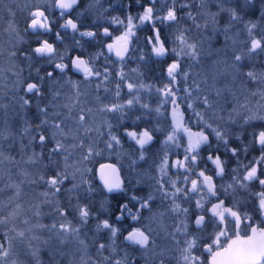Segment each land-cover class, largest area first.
I'll list each match as a JSON object with an SVG mask.
<instances>
[{
	"label": "snow or ice",
	"instance_id": "6c2138e0",
	"mask_svg": "<svg viewBox=\"0 0 264 264\" xmlns=\"http://www.w3.org/2000/svg\"><path fill=\"white\" fill-rule=\"evenodd\" d=\"M198 10L195 14L191 11L192 0H162V7L157 8V0H148V3H143V0H135V3L142 7V11L135 16L129 12L125 19L120 17H112L110 23L119 24L124 27L122 35L115 37L113 43H108L106 49L109 53L114 52L119 61L123 62L125 55L129 51L130 37L135 35L134 29L141 27L145 24H150L153 34L147 37V42L151 47V53L157 58H164L169 55L175 57L166 68L167 83L161 87L153 85H145L139 82H131L130 78L126 76L123 67L118 70V78L125 83L126 88L132 98L127 99L125 103H109L104 104L100 109L108 113L116 114L114 118L117 123L123 121L128 112L132 111L136 105L144 109H149L147 103L140 104V96L138 95L139 89H147L149 92L154 91L163 98L162 104L171 105V124L170 130L166 133L165 139L162 141L163 155L159 158L157 167V176L154 177L156 183L153 192H150L145 197L131 196L129 199L136 202V210L133 211L128 203H123L119 207V214L116 216L117 221H121L127 215L132 221H140L143 219L142 212L147 210L151 216L150 220H154L157 216H163L164 213H154L151 204L159 196L162 200L168 201V211L173 213L176 217L174 229L169 236L174 245L177 246L181 253V258L184 264H201V257L196 254L200 241L206 238V219L208 224L214 226V231L207 235L211 243L203 245L205 251L210 256V264H264V226L256 224L252 221L251 216L247 213L239 211V201L233 203L231 206H226L224 199L229 195L235 198L237 190H247L252 182H256L261 186L260 191L250 193L258 201L257 211L260 213L262 223H264V129L254 130L250 133L251 143L258 146L261 155L255 160L250 161L248 164L240 165V167L233 169L231 183L221 184L218 188L212 175H207L206 170L199 167V161L202 159L200 150L202 147L212 149L213 139L216 141L215 154L210 151L207 160L214 165L216 177H223L225 173V161L221 159L218 154L222 146L225 151L230 152L233 156H237L238 152L247 154L248 145H244L241 149L230 147L229 138L232 134V126L243 128L250 125L255 121H264V113L253 112L248 110L244 115L242 123L237 122L236 116L240 113L236 107L231 111H226L224 104L227 102L223 94L228 92L235 98V92L227 84L224 88H218L217 82L221 77H231V82H234L238 75H240V66L244 60L254 56L264 54V24L258 25L251 20L245 22L243 15L238 11L237 7L233 4V0H196ZM46 3H51L53 8L59 10V17L62 23L59 28L62 30H71L72 33L78 34L80 37H95L96 32L91 30H81L83 23L82 17L85 15H102L96 7L100 0H91V2L84 8L79 7L81 0H46ZM217 6L216 12L208 10L210 4ZM255 4V0H240V8H248ZM131 7V0L127 5ZM187 8L189 11L186 13L187 17L193 21V25L200 32H211L213 36L220 33L224 38V46L217 49V53H223L222 56H217L211 65V72H193L190 71L193 65L199 66L202 55L205 54L203 45L209 42L212 36H198L192 39L189 35L190 29L179 26L180 17L177 15L178 9ZM75 11V19L72 14ZM221 13H226L228 16L227 22L221 26L219 17ZM51 13L46 9L37 6L34 10L29 12V23L26 31H31L33 34L42 35L52 31L53 20L49 19ZM200 17L203 23L197 20ZM261 20H264V7L261 8ZM160 25L169 24V26H177L178 30L172 34L171 40L166 46V39L162 38ZM237 24H243V30L247 39L242 43L247 45L246 48L237 49V38L240 35L239 31L233 32ZM261 29V34L257 36L254 30ZM104 36H111L112 33L109 28L102 29ZM57 40H62L60 32L55 33ZM79 43L78 41L76 42ZM229 44H231V55L229 57ZM32 52L39 57H46L48 60L55 62L59 59L61 62L54 63L55 69L61 74H66L69 64L63 63L64 56L57 52L54 45L49 43L46 39H38V44L32 49ZM103 55V53H100ZM211 56L213 53L209 49L206 53ZM16 55V53H12ZM27 59L28 54L22 53ZM143 60L144 57L140 56ZM190 60L191 64H185L182 68L184 60ZM95 57L85 59L76 56L70 60L72 68L78 73H82L85 81L91 78H99L101 84L106 82L111 75L108 67L97 69L94 67L93 61ZM133 72L136 70L133 69ZM39 72V70H37ZM243 75L256 79L252 71L243 73ZM46 76L49 80L53 78V72H47ZM191 77V80H190ZM45 79L43 76H38L37 82H28L24 85L25 94L31 93L37 101L42 100L44 92L42 90V81ZM97 84V88L101 86ZM183 85V86H182ZM203 85V87H202ZM75 89V94L79 96V89L76 84L72 85ZM121 85L116 83L115 96L119 97ZM107 91V89H105ZM60 92L53 91L51 99L47 104L37 103V111L43 117L40 126L46 127L51 131L50 136L38 132V143L43 146L46 141L54 140V146L49 150L52 154H60L67 158V148L58 137L64 136V127L67 126V119L62 114L56 111L58 107L57 101L60 99ZM215 96L216 99L210 97ZM21 106L29 105L31 100L26 99L24 96L20 97ZM181 105L191 110L196 118L198 124L203 127L199 131H192L187 126L184 119V111L181 110ZM196 105L203 108V111L198 110ZM162 106V105H161ZM3 107V105H0ZM69 108V105H63ZM241 108H247L246 105H240ZM52 109L49 115V109ZM127 110V111H126ZM155 111L159 114L160 107ZM226 115H222L225 113ZM207 116V119L205 118ZM141 117L137 116L136 120ZM85 120V114L81 112L78 115V122L82 123ZM3 124H7L4 121ZM112 125L108 124L109 141L106 143L107 148H112L113 144H120V139L117 135L113 134ZM27 131V128L25 129ZM86 132L89 129L85 130ZM162 131L160 127L144 128L141 131L124 130V134L129 137L138 146L139 159L145 158L147 147L152 144L155 137L154 132ZM181 133L186 135L187 143L183 146L182 156L176 154L175 159L169 165L170 154H174V150L181 148L180 140ZM211 137V138H210ZM8 138L3 127H0V141ZM235 139H242V132L234 134ZM35 139V137H33ZM31 143V141H30ZM11 147V145H9ZM81 140L74 147H83ZM92 147L87 148V153L84 159H87L92 154ZM14 160V157H5L3 145L0 144V163L3 159ZM40 159V154L33 152L29 157L30 163H36ZM135 163V161H133ZM174 169L173 175L175 179L169 174V170ZM103 168L111 170L110 174L102 175L104 187L108 193L125 192L123 181L119 178V170L113 165H104ZM83 175V173H82ZM68 174L66 171H57L55 175L40 176V180L49 186L54 192L61 191V186L67 180ZM3 177L0 175V180ZM81 183H84L81 180ZM8 187H17L9 185ZM76 185L68 189L69 193V207H57L56 212L61 218L58 225L53 224L52 228L58 231V234L67 239L71 236L79 240L81 244L84 240L81 239V229L88 224L90 218L94 217L88 205H81L71 203L72 193L76 190ZM4 191L0 187V193ZM215 201V202H212ZM206 207V205H209ZM3 202L0 201V212H2ZM185 205H193L190 213V208ZM18 207V206H17ZM75 212V222L69 219V211ZM7 217L0 218V225L5 224ZM231 222L232 229L231 235L229 234L228 224ZM192 225L194 231H189V225ZM245 227L242 229L241 225ZM107 230L109 234V244L98 243L97 254L99 261H93V264H130L127 255L121 259L112 260L111 257L103 255L106 248L111 249L113 253L116 252V237L120 232L115 224L111 223L109 219H97L94 226V232L100 233ZM243 232V234H242ZM23 236V233H20ZM85 236L87 233L84 234ZM153 230L149 226L134 227L128 231L124 236V241L129 245L139 246L145 252L149 250ZM221 238H225V242L221 243ZM95 242V241H94ZM8 251L0 244V255L3 257L8 256ZM162 253H154L158 259V264H164Z\"/></svg>",
	"mask_w": 264,
	"mask_h": 264
},
{
	"label": "trees",
	"instance_id": "16d2710c",
	"mask_svg": "<svg viewBox=\"0 0 264 264\" xmlns=\"http://www.w3.org/2000/svg\"><path fill=\"white\" fill-rule=\"evenodd\" d=\"M87 2H90V0H81L79 7L81 9L84 8ZM129 2L130 0H100L98 7L102 15H99L97 17V21L94 23L82 24L81 30L94 31L96 32L97 37L102 35L101 31L104 27H107L112 31V36L120 33L121 26L110 23L112 17L118 16L125 19L129 12L135 16L137 13L142 11V7L138 6L135 3V0H131V7L128 8L127 5ZM143 3H148V0H143ZM233 4L237 7L238 11L242 13L245 22L251 20L256 22L258 25L264 24V20L260 19L261 8L264 7V0H255L254 5L244 9L240 8V0H233ZM156 7H162V0H157ZM23 8L27 9L26 7ZM197 10L198 4L196 0H192L191 11L195 14ZM208 10L216 12L217 6L214 3L210 4L208 6ZM188 11L189 9L187 8L177 10V15L180 17L179 26L190 29L191 31L189 35L192 39H195L198 36H212L210 43L205 42L203 45L205 54L202 55L199 66L193 65L190 71L211 72L213 60H215L217 56L223 55V53H217L216 51L224 46L223 35L216 33L213 36L211 32H200L194 27L193 21L187 17L186 13ZM29 12V10L22 12L24 14V19L21 23V29L22 31L24 30L23 34L25 41L22 40L19 44L14 46L12 51H10V55L12 56L14 63V67L12 69L13 73L9 77V82H0V105H3V107H0V127H3L8 135V138L0 141V144L3 145L5 157H14V160L5 158L2 163H0V175L3 177V179L0 180V187L4 188V191L0 193V201L3 202L0 218L4 217V213L6 212H10L15 209L18 211L20 208L19 205H22V207H26V218H30L32 221L40 223V226H44L43 224H47L49 220H53V222H55L58 219L56 208L58 206L63 208L69 207V193L67 190L76 185V190L72 193L71 203L73 205H88L94 214V217L90 218L88 224L81 229V239L84 240L83 244L71 236L65 239L58 234V231L53 229L56 233V238L55 236L54 238H51L46 245H48V248L56 251L55 254L53 253L54 256H61V260H68V253L75 252L74 250H70V248L57 247L56 244L58 243V239L63 238L60 239L63 243L77 244L80 247L79 251L82 252V256L78 255L79 260L74 259L71 264H93V261H99L97 244L105 243L107 245L111 241L109 240V234L107 231L95 233L92 226L96 224L97 219H109L111 223L120 228V232L116 237V252L113 253L111 249L106 248L103 255L109 256L112 260H115L121 259L126 255V253H129L127 257L130 264H141L142 259L155 258L153 256L138 257L134 251L122 249L123 224H121V221L116 220V216L119 214V207L122 204L119 197L120 195L113 197L108 196L104 192L102 185L99 183L97 176V166L104 163L107 159L105 156H99L96 152L91 154L95 157L93 161L84 159V156L87 153V148L93 144L90 134L85 133L86 129L90 130L92 127V121L89 117L90 115L88 114V111L89 109L94 110L92 107H94L95 102L94 99L93 102H90L87 98L88 96H93L88 93L89 90H85V92H87V98L78 99L74 93H70V91H72L70 85L68 90H64L68 84L72 85L71 81L68 80L67 83L65 79L61 77L62 74H59L57 69H55L54 63H51L46 57H39L32 52V49L38 44V39H46L54 45L55 49L58 48L57 52L63 54V61L68 63L69 68H71L72 66L70 64V60L72 58L80 56L86 59L93 56V51L95 49L91 44L92 40L87 37H78V34H74L69 30L59 29V25L62 22L59 14L56 12H53L49 17L50 20L54 21L52 24V31L50 33L39 35L38 37V35L33 34L31 31H26L27 23L29 21ZM10 17L11 16L8 18ZM2 18L3 14H0V29L2 26ZM197 20L203 23V20L200 17H197ZM227 20V14L221 13L219 17L220 25L223 26ZM157 27L161 28L162 38L166 39V46H168L172 34L178 30V27L169 26L167 23L164 25L157 23ZM57 31L60 32V35L63 38L62 40H57L55 35ZM235 31H239L240 33L237 38V49L246 48L247 45L242 43L247 39L243 30V24H237L233 29V32ZM254 31L257 36L261 34L260 28ZM152 34L153 31L150 24H145L136 28L135 35L132 36L133 39L130 43V50L131 52L142 53V56L144 57L142 63H136L135 66H141L144 69V76L146 78V82L144 81L145 84H154L157 87H161L163 84L168 82L166 77V68L175 57L169 55L164 58H153L150 53L151 47L146 39ZM75 41H80L81 44L77 46ZM0 45L3 46L2 42H0ZM100 49L104 51V48ZM209 49L213 53L211 56L206 54ZM12 53H16V55H12ZM22 53H27L28 58L26 59ZM230 55L231 44H229V57ZM130 56V59L134 58L141 61V55L139 54ZM57 62L58 61H56V63ZM191 63L192 62L190 60L185 59L182 63V68L185 64ZM37 70H39V72H37ZM248 71H252L257 78L252 79L243 75V73ZM47 72H53V78L51 80L47 78ZM68 73L71 77H75L74 72L68 71L67 74ZM153 75L156 76V78ZM38 76L45 77L42 81V90L44 92L43 99L37 101V98L33 94H26L27 98L31 100L32 103L22 107L20 97L24 96V85L28 82H37ZM226 84L232 88L233 92H235V98H233L228 92H225L223 96L227 102L224 104V108L226 111H231L233 107L237 108L240 113L239 116L235 117L238 124L242 123L243 117L248 110L264 113V54L244 60L240 66V75L237 76L234 82H231L230 76L221 77L216 86L218 88H224ZM80 87H82V85H80ZM59 90L64 91L65 94L60 93V99L56 102L58 105L56 111L60 112L62 116L67 119V126L64 127L65 135L58 137V139L62 140L68 153H71V155H68L67 158L60 154L50 153L49 150L54 146V140L46 141L43 146L38 143V132H42L44 135L50 136L51 131L43 126L38 127L43 117L37 111V103L42 105L47 104L51 99V93ZM119 97L122 98L121 96ZM155 98L156 96L152 98L153 102ZM210 98L216 99L214 95ZM77 100L79 102L78 105L75 106L69 104L70 102ZM87 100L89 107L85 104ZM109 102H112V100ZM63 105H69L70 107L65 108ZM240 105H246L247 108H241L239 107ZM154 106V103L150 104L149 109H145L139 113L132 110V113H129L127 118L120 123L114 121V124H112V131L119 132L118 137L122 143L127 142V136L124 134L125 129L136 130L139 132L144 128L151 129L157 126L164 132H154L153 135L155 139L149 146L155 147L161 139L164 140V135L168 131V125L170 123L168 120V106L165 108L163 105L161 107V114L159 115L154 112ZM136 107L138 106H135L134 108ZM196 107L198 110L203 111V108L199 105H196ZM181 110L185 113L184 119L187 126L193 131L199 129L200 124H196V122H194L195 116L192 111L187 109L184 105H181ZM80 111L85 114V120L82 123L78 122V115L81 113ZM51 112L52 109L50 108L49 115H51ZM222 115H226V112L222 113ZM137 116L141 117V119L136 120ZM205 118H207V116ZM4 121H7L6 125L3 124ZM164 127L167 128L166 131ZM202 127L203 125H201V128ZM26 128L27 131H25ZM260 129H264V121H255L243 128L232 126L233 135H230L229 138L230 147L241 149L244 145H248V152L247 154L238 152L237 156H233L230 152L225 151L222 146L220 147L218 154L221 156V159L226 162L225 173L227 177L232 178L233 169L240 167V165L248 164L250 161L255 160L261 155L260 148L251 143L250 136V133L254 130ZM237 132H242V139L234 138V134ZM33 137H35V139H33ZM81 140L83 141L84 146L74 148V145H77ZM212 143V149L205 148L207 154H209L210 151L215 154L216 141L213 139ZM9 145H11V147ZM127 145L130 144L127 143ZM21 150H23L24 154L25 152L28 154L27 160L20 156ZM33 152L40 154V159L36 163L29 162V157L32 156ZM23 159L27 163L24 165L21 164V166L18 165V162ZM57 171H66L69 178L64 181V184L61 186V191L54 193L47 184L40 180V176L43 175L47 178L48 176L55 175ZM23 179H26V182H21ZM81 180H83L84 183H81ZM9 185L18 186V188L8 187ZM150 188H152V191L150 192H153L154 186H152V184L147 186L143 183L144 192L142 197H145L150 193L148 191ZM260 190H262L261 186L256 182H252L247 190H237L236 196L239 201L240 209H251L254 204V195H251L250 193H256ZM229 197H231V195H229ZM154 201L151 206L154 205ZM145 211H143V213ZM69 214H75V212L70 210ZM6 223L7 222H5V224ZM3 231L4 228L0 225V241L2 242L5 241ZM45 231L47 230L45 229ZM85 233H87L86 236L84 235ZM151 238H153V236ZM45 246L41 252H39L41 260L46 259L45 252L47 249ZM131 254L135 259L134 262L130 256ZM25 259L27 260V258Z\"/></svg>",
	"mask_w": 264,
	"mask_h": 264
},
{
	"label": "rangeland",
	"instance_id": "374dc122",
	"mask_svg": "<svg viewBox=\"0 0 264 264\" xmlns=\"http://www.w3.org/2000/svg\"><path fill=\"white\" fill-rule=\"evenodd\" d=\"M90 2H91V0H90ZM90 2H87L86 6ZM14 3L16 6L14 5ZM37 6L42 7V8L46 7V9L51 14L53 12H55L53 5L51 3H46V0H9V1L0 0V14H3L2 26L0 29V31H1L0 40H2L0 42H2V45H3V46L0 45V82L1 81L2 82H5V81L9 82V77L13 73L12 69L14 67V63H13L12 56L10 55V51H12L14 46L19 44L22 40L25 41V37L23 34L24 30L22 31V29H21V26H22L21 23H22V20L24 19V14L22 12L25 10H29V11L34 10ZM98 6H99V4L96 5V7L99 9ZM23 7H26L27 9H24ZM84 8H82V9H84ZM9 16H11V17L8 18ZM15 17H16V19H15ZM88 17H91L92 20H89L88 22L82 20L83 21L82 24L94 23L98 19L97 18L98 16L97 15L93 16V14L85 15L83 18H88ZM28 23H29V21H28ZM28 23H27V25H28ZM117 25H119V24H117ZM120 26H121L120 27V33L116 34L115 37L122 35L124 32V27L122 25H120ZM134 31H135V29H134ZM132 39L133 38L130 37L129 43L132 42ZM75 42H77V41H75ZM78 42L79 43L77 44V46H79L81 44L80 41H78ZM56 50H58V48H56ZM92 57H95V60L93 61V64L95 65L97 57L95 56V54L93 56H91L90 58H92ZM86 59H89V58H86ZM132 59H134V58H132ZM56 61L61 62L59 59H57ZM56 61L55 62L50 61V62L56 63ZM134 61H138V60L134 59ZM62 62L65 63L64 61H62ZM68 69H70V68H68ZM68 71L69 70H67V72ZM67 72H66V74H62L61 77L63 79H65L66 82L68 80H70L72 85L76 84L78 86L79 96H77L75 94V89L73 88V86L71 84H68L67 87L64 88V90H68L69 85H70L71 90H72V91H70V93H74L75 96H77L76 98H78V99L87 98V96H86L87 92H85V90H89L88 93L90 95H92L93 97L88 96L87 99L90 102H93V99H94V102H95L94 107H92V108H94V110L89 109V111H88V114L90 115L89 117L91 118V121H92V127L89 131H87V132L85 131V133L90 134V136L92 137V140H93V144L91 146L93 149L92 154L94 152H96L99 156H105V158L111 157L112 154L116 155L118 157L121 153L122 148L133 147V145H135L134 144L135 142L132 141L129 137H126L127 142H125V143H122L120 141L119 145L114 143L113 147L110 149L106 147V143L110 139V137L108 135V124L110 123L112 125V124H114V121H117V120L114 118V116L116 114L108 113L106 111L100 110L104 104L121 103V102L125 103L127 101V99L131 98L129 91H126L128 98L126 100H124L120 97L115 96V89H113V88H111V90L107 89V91H104V90H102V88H103L102 84L99 88H97L96 87L97 84H100V83L95 84L94 78H91L90 80L85 81L84 77H79V78L73 77V76L71 77L69 73L67 74ZM59 74H61V73L59 72ZM80 85H82V87H80ZM83 85H85V86H83ZM155 87H157V86H154V88ZM137 91H138V94L140 96V104H144V103L148 104L149 99H151L150 104H153V103L155 104L156 107L154 106V112L157 115L161 114V107L163 105L165 108H166V106H168V111H169L168 112V114H169L168 120L170 122L168 125V128H169L168 131H169L171 119H172L171 105L162 104L163 98L160 97L158 94H156L154 91L149 92L146 88L145 89H139ZM59 92L64 93V91H62V90H59ZM99 92H101V93L105 92V93L104 94L100 93L98 96L97 94ZM120 93H121V91H120ZM66 94H68V93H66ZM24 96L26 99H28L25 92H24ZM154 96H156V98L153 102L152 98ZM158 96H159V99H158ZM113 99L114 100L116 99V100L114 101ZM88 100L85 102V104L89 107ZM110 100H112V102H109ZM157 102H158V105H157ZM69 104L76 106L79 104V102L77 100V101L70 102ZM157 107H160V113L159 114L155 111V109ZM134 110H135V108H134ZM80 112H82V111H80ZM129 113H132V112L130 111V112H128V114ZM126 118H127V116L123 120H125ZM194 122H196V124H197L195 117H194ZM201 125L202 124H200V128L195 130V131H199L201 129ZM164 128L166 131L167 128L166 127H164ZM111 131H112V129H111ZM163 132L164 131H162V133ZM112 133L118 136V134L116 132L112 131ZM166 133H165V135H166ZM164 139H165V137H164ZM184 140L187 143V137H185L184 134L181 133V140H180L181 146L184 145V143H183ZM162 141H163V139H161V141L158 142L157 146H155V147H157L158 150L160 149L159 153L163 155ZM127 143H129L130 145H127ZM74 148H76V147H74ZM20 156L26 160L28 158V154L26 152L24 154L23 150L20 151ZM94 158L95 157H93V155H90V156H88L87 160L93 161ZM120 158L121 157H118V161H121ZM24 159L20 160L18 162V165L21 166V164H23V165L26 164L27 162H25ZM144 163H148V161H143L142 165ZM151 163H153V162H151ZM132 165H134V166H132ZM142 165H140V169H139V168H136V165L133 163L131 164L128 162L127 164H125V166L127 167L126 170L129 171L128 172L129 173L128 180L133 181V182L139 181V180L152 181L153 182L152 186H155L156 181H155L154 177L157 176L158 165H156V163H153V164L148 163L149 171L145 170L146 167L145 168L141 167ZM169 165H171L170 160H169ZM98 166L96 168L97 171L99 169ZM83 167H85V166H83ZM222 180H223L222 183L226 185L228 183H231L232 178L227 177L226 173H224ZM21 182H26V179H23ZM134 186H135V184H133V183L128 184V187H130V189L133 188ZM148 191L149 192L152 191V188H150ZM155 200L158 201L160 206L166 207V209H167L166 214H168L169 202L162 200L159 196H157V198ZM19 207L20 208L18 209V211H17V209H15L13 211L4 213V217H7V220H6L7 223L3 224L1 226L4 228L3 232H4V236H5V241L4 242L0 241V244L4 245V248L8 251L9 254L7 257H3L2 255H0V264H71L74 259L79 260L78 255L82 256V252L79 251L80 247L77 244L63 243V241L60 240L63 238L58 239V243L56 244L57 247H59V248H70V250L75 251V252H72L73 254L68 253V255H67L68 260L67 259L61 260V256H57V255L54 256L53 253L55 254L56 251L51 249V248H48V245H46L48 243V241L51 238H54V236L56 234L52 228V225L53 224L58 225L60 222H62L59 216L55 222H53V220H49V222H47V224H43L45 226L44 227V226H40V223L32 221L30 218L27 219L26 218V214H27L26 213V207L24 208V207H22V205H19ZM74 217H75V214H69V216H68L69 219H72L75 222ZM168 217H169V221L171 222V220H170L171 217L169 215H168ZM160 218L161 217H156L154 220H151V223L156 222L158 224V234L156 235L158 237L155 238V236L153 234V238H152V242L155 241L154 245L157 244L154 247H157V248L162 247L163 244L169 245L171 243V240H170L171 237L169 236V234L166 231V229H168L171 224L169 225V222L165 223L164 221L160 220ZM142 222H143L144 226H148L150 224L147 217H145L142 220ZM94 226L95 225L92 226L93 230H94ZM45 229L47 231H45ZM105 231H107V230H105ZM20 233H23V236H21ZM55 238H56V236H55ZM160 238H163V241L161 243L157 241V240L160 241ZM44 246L47 249L45 252L46 259L41 260L39 252H41V250L44 248ZM117 247H118V244H117ZM147 252L149 254H151L150 248ZM159 252L166 255L167 254L166 247L160 249ZM168 255H169V252H168ZM25 258H27V260Z\"/></svg>",
	"mask_w": 264,
	"mask_h": 264
},
{
	"label": "flooded vegetation",
	"instance_id": "af4514ba",
	"mask_svg": "<svg viewBox=\"0 0 264 264\" xmlns=\"http://www.w3.org/2000/svg\"><path fill=\"white\" fill-rule=\"evenodd\" d=\"M55 12L57 14H59V11L55 10ZM93 16H94V14H93ZM91 17H88V18L82 17L81 19L83 21H89V20H92ZM72 18L75 19V11L72 14ZM69 31H71V30H69ZM109 31L112 32L110 29H109ZM101 33H102V31H101ZM77 36L80 37L79 35H77ZM88 38L92 40L91 44L93 45V47L95 49L93 51V55L95 54V56L97 57L94 67L97 69H101V70L105 67H108L110 72H111L109 79L102 84L103 85L102 90L106 91L105 89H109V90H111V88L115 89L116 83H120V85H121L120 91H122V92L120 93L119 96H121L122 99H124V100H126L128 98V96L126 94V91H128V89L126 88L125 83L123 81H120L118 78V70L121 67H123L124 73L126 74L127 77L130 78L131 82H139V83L145 84L146 78L144 76V74H145L144 69L141 66H135L136 63L141 64L142 60L141 61L140 60L134 61V59L132 60L129 58V57H131L130 55L133 56V55L139 54L142 56V53L131 52L130 43H129V51L125 55L124 61L121 62V61H119V58H117L115 56L114 52L109 53L106 49V45L108 43L114 42L113 40L115 39V35L104 36L102 34L99 37H97V35H96L95 37H88ZM49 43H51V42H49ZM100 48H104V51L101 50ZM100 53H103V55H101ZM152 56H153V58H157L154 55H152ZM133 69H135L136 71L133 72L132 71ZM68 70L71 72H74L75 73L74 76L77 78L83 77L82 73H78L72 67ZM153 71H155V70H153ZM154 77L156 78V76H154ZM94 83L95 84H97V83L101 84L100 79L94 78ZM145 85H152V84L146 83ZM153 86H156V85L153 84ZM100 93L101 92H99L97 95L99 96ZM104 93L105 92H102L101 94H104ZM121 103H123V102H121ZM150 103H151V99H149L148 104L150 105ZM136 106H138V107H136L135 110L133 108V111H135V112L139 113V112H142L145 110L142 107H140L139 105H136ZM114 132H116L117 134L119 133L118 131H114ZM184 136L186 137V135H184ZM183 143H184L183 146H185L186 141L184 140ZM183 146H181V148L175 149L174 154H170V158H169L170 162H172V160L175 159L176 154H179L182 156ZM159 152H160V149L158 150L157 147L148 146L147 150L145 152V158L143 160H141V159H139L138 146L135 144V145H133V147H127V148L125 147V148L121 149V153L118 156V157H121L120 158L121 161H118V157L116 155H113V154L111 157H107L106 158L107 160L104 163L100 164L98 166V168H100V166L103 164H109V165L117 166L118 169L120 170L122 178H123V186H124L125 192L112 193V194L108 193L106 188L104 187V185L102 183H100L99 175H98V171H97L98 181L102 185L104 192L108 196H111V197L120 195L119 197L122 201V204L128 203L129 207L132 208L133 211H135L136 210V202L131 201L129 198L133 195H135L137 197H142V194L144 192L143 191V183H145L147 186H149L153 182L152 181H143V180L133 182V181L128 180V175H129L128 172L129 171L126 170L127 167L125 166V164H127L128 162L132 164L133 161H135V163H133V164H135L136 168H139V169H140V165H142L143 161H148L149 164L156 163V165H158L159 158H160V156H162V154H160ZM200 155H201L202 159L199 161V167L205 169L207 175H212L214 177V180L217 184V187L219 188L221 186V184H223L222 183L223 177H216L214 165L210 161L207 160L208 154L206 153V149L204 147L201 148ZM151 162H153V163H151ZM148 163H144L141 167H143V168L146 167L145 170L149 171ZM132 166H134V165H132ZM110 172H111V170L108 169L107 173L110 174ZM174 172H175V170L171 169V167H170L169 174L172 175L173 179L176 178V176L173 175ZM129 183L130 184L133 183V184H135V186L130 189V187H128ZM221 198L224 199L226 206H231L233 203H236L238 201L237 196H235V198L233 196H231V197H229V196L223 197L222 196ZM212 202H215V201H212ZM185 206H188L190 208V213H191V209H192L193 205H185ZM208 206H210V204L206 205V207H208ZM151 207H152V211L154 213H164L163 216H157V217H161L160 220L164 221L165 223L169 222V225L171 224L170 227L168 229H166L168 234L171 233L173 231L174 225L176 223L175 215L169 211H168V214H166V212H167L166 207L160 206V204L156 200L154 201V205ZM257 207H258V201L254 197V204L252 205L251 209H240V207H239V211L241 213L247 212L251 216L252 221H255L256 224H258L260 226H264V223H262V218L260 216V213L256 210ZM141 215H142L143 219L145 217L148 218V220L150 222V224L148 226L153 230V234L155 235V238H157L158 236H156V235L158 234V224L156 222L151 223V220L149 219L151 214L147 210L144 213L142 212ZM168 215L171 217V219H170L171 222L169 221ZM143 219H141L140 221L134 222L126 215L125 218L123 220H121V224H123V227H122V229H123V248L122 249L132 250L135 252V254L138 257H140V256H144V257L153 256V257H155V258L142 259L141 264H158V259L156 256H154V253H160L159 250L166 247L167 254L166 255L163 254L162 257H160L164 260V264H184V262L181 258V253H180L179 249L177 248L176 245L173 244L171 239H170L171 243L169 245L163 244L162 247L157 248V247H154L157 244L154 245L155 241L152 242V238H151V242L149 245L151 254H149L148 252H145V250L141 249L139 246L129 245L128 243H126L124 241V236L127 235L128 231H130L132 228H134V227H141V228L145 227L143 222H142ZM244 227H245V225L242 224L241 228L243 229ZM231 229H232V224H231V222H229L228 230H229L230 235H231ZM189 231H194L191 224L189 225ZM213 231H214V226L209 225L208 221L206 219V229H205L206 238L204 240L200 241L198 248L195 250L196 254L201 257V264H210L211 256L207 251L204 250L203 245H205L207 243H211V240L209 238H207V235L211 234ZM242 234H243V232H242ZM157 241L161 243L163 241V238H160V241L159 240H157ZM224 242H225V238H221V243L223 244ZM168 252H169V255H168ZM126 255H129V253H126ZM130 256L132 257V261L134 262L135 259H134L133 255L131 254Z\"/></svg>",
	"mask_w": 264,
	"mask_h": 264
},
{
	"label": "water",
	"instance_id": "95a60500",
	"mask_svg": "<svg viewBox=\"0 0 264 264\" xmlns=\"http://www.w3.org/2000/svg\"><path fill=\"white\" fill-rule=\"evenodd\" d=\"M58 10V9H57ZM104 165H109V164H103V165H101V167H100V169H99V172H98V174H99V180H100V182L104 185V183H103V180L101 179V176L102 175H107L108 173V168H103L102 169V166H104ZM115 166V165H114ZM115 168H117L118 169V167L117 166H115ZM119 170V169H118ZM118 175H119V178L123 181V178H122V175H121V172H120V170H119V172H118ZM113 193H119V192H113ZM112 194V193H111Z\"/></svg>",
	"mask_w": 264,
	"mask_h": 264
}]
</instances>
